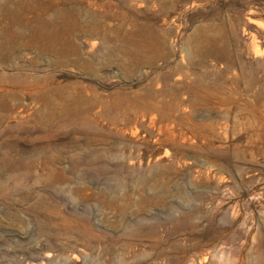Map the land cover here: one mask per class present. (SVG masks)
Masks as SVG:
<instances>
[{
  "label": "rangeland",
  "instance_id": "374dc122",
  "mask_svg": "<svg viewBox=\"0 0 264 264\" xmlns=\"http://www.w3.org/2000/svg\"><path fill=\"white\" fill-rule=\"evenodd\" d=\"M0 264H264V0H0Z\"/></svg>",
  "mask_w": 264,
  "mask_h": 264
}]
</instances>
